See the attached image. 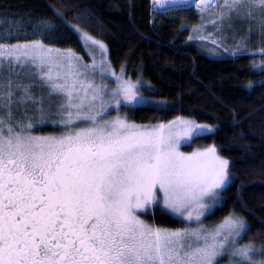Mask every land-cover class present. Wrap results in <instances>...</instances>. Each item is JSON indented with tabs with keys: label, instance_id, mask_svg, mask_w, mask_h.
I'll return each mask as SVG.
<instances>
[{
	"label": "snow or ice",
	"instance_id": "6c2138e0",
	"mask_svg": "<svg viewBox=\"0 0 264 264\" xmlns=\"http://www.w3.org/2000/svg\"><path fill=\"white\" fill-rule=\"evenodd\" d=\"M166 3L153 0L152 11ZM192 3L202 21L195 32L208 24L223 32L237 21L249 23L245 35L233 37L236 47L223 52H248L253 22L264 40V0H183L179 7ZM63 17L53 9L51 19L9 23L0 32V264H219L222 258L264 264V242L241 243L251 230L244 217L230 212L219 222L202 223L223 206L227 197L221 193L235 174L215 143L180 149L215 126L184 117L129 120L121 106L165 110L167 102L139 93L143 81L125 78L123 67L112 70L106 45ZM60 23L91 41L99 61L94 51L86 63L71 48L46 43ZM259 67L264 70V61ZM108 78L115 86L104 82ZM113 109L116 114L108 116ZM45 126L61 131H36ZM156 206L195 227L143 218Z\"/></svg>",
	"mask_w": 264,
	"mask_h": 264
},
{
	"label": "trees",
	"instance_id": "16d2710c",
	"mask_svg": "<svg viewBox=\"0 0 264 264\" xmlns=\"http://www.w3.org/2000/svg\"><path fill=\"white\" fill-rule=\"evenodd\" d=\"M0 9L33 18H52L53 9L64 13V21L102 41L114 69H124L132 79L144 80L154 97L167 102L130 108L128 116L138 123L167 122L177 116L214 125L184 146L187 151L210 143L231 161L234 181L221 195L222 207L208 215L219 222L230 212L246 219L251 230L241 243L264 242V83L262 72L253 69L256 56L213 58L199 51L181 28L191 16L165 17L152 11L149 0H0ZM60 47L81 51L80 40L70 28L59 24L53 39ZM248 81L256 82L251 89ZM49 129V128H48ZM243 185V187H239ZM247 206L241 207L239 201ZM144 218L167 227L182 222L160 206Z\"/></svg>",
	"mask_w": 264,
	"mask_h": 264
},
{
	"label": "rangeland",
	"instance_id": "374dc122",
	"mask_svg": "<svg viewBox=\"0 0 264 264\" xmlns=\"http://www.w3.org/2000/svg\"><path fill=\"white\" fill-rule=\"evenodd\" d=\"M149 2H150V6H151V11H152L153 0H149ZM182 2H183V0H177L176 6L170 7L171 0H168V3H166L165 5L156 6L157 10L155 12L152 11V18H154L155 14H157V15L159 14V15H162L165 17H180V16H186V15L188 17L191 15H194V16L196 15L194 17V20L191 19V20H188L187 22L183 23V25H184L183 29L185 28L188 30V35H187L188 39H189V36L192 37V39L196 42L197 47H198L200 52H202L203 54H205L207 56L213 57V58H222V57H236V56H239L241 54H250L252 51H255L256 52L255 55L251 54L253 56H256L254 59V62H256L257 67H253L254 68L253 70L256 72H260V73L262 72V75L258 78V81H260L261 77H264V70H261V68L259 67L260 62L264 61V55L259 54V50L262 47H264V40L261 39L260 30L257 27L256 22H253V24H252L254 31H253V34L251 36V39L246 42L248 52L242 51V52H238L236 55H232L231 51H229L227 53L223 52V48L231 49L233 47H236L237 40L233 39V37L235 36L237 39H239V37L245 35L247 30H248L249 23L247 21H243V22L237 21L232 28H225V30L223 32L216 31L213 25L208 24V25H205V30L203 32H195L193 26L202 23L201 13L197 10L195 3H192L190 7H179V4ZM212 10H213L212 7L208 8V12H211ZM0 19H2L4 21V23L0 24V32H3L5 30H7L9 23L14 24L18 21L21 25H30V23H34L36 20H38L40 18H33L29 15L9 13L5 10L0 9ZM27 30L31 31L30 26L27 28ZM72 31L74 33H76V36L80 40L81 51L78 52L74 48H71V47H61V48H71L76 54L80 55L83 58V61L86 63L90 62L92 60V55L90 54V52L94 51L97 54L96 59L99 61V59H100L99 50L94 45L91 44V41L86 40V39H81L77 32H75L74 30H72ZM209 33H212L213 35H211L206 40L201 39L202 36H208ZM53 34H54V32L51 33L52 37H53ZM91 37L96 39V40H99L93 36H91ZM26 38L27 39H33V38H39V37L29 36ZM213 40L218 41L219 44L222 45V47H218L217 45H214ZM45 42L56 45L55 43L50 42L49 40H46ZM212 48H216V52H212L211 51ZM110 67L112 70H114L117 73H120L122 70V68L114 69L111 65H110ZM124 73H125V71H124ZM96 78H97V82H100V76L98 73L96 74ZM125 78H130V77L127 76L125 73ZM132 80L135 81L137 79H132ZM142 81H143V84L140 87H138L136 90L139 93H141L143 96L147 97L150 101H161L160 99L154 97L152 94L148 93L151 90L150 86L144 80H142ZM104 82L108 83L110 85V87L115 86L114 78H108ZM130 108H133V107L121 106L120 107V113L121 114L126 113L127 118L129 120H132L128 116V111ZM115 114H116V111H115V109H113L112 111H110L108 113V116H113ZM177 117H183V116H177ZM105 118H107V117H105ZM184 118H186V117H184ZM136 123H138V122H136ZM36 131L37 132L50 133V132H59V131H61V129L59 127L54 128L52 126H45L42 128H37ZM190 142L182 144L180 150L183 152H191L192 150L187 151L184 149V146H186ZM207 216L208 215L203 217L202 223L208 224L211 222ZM177 219H179L182 222V225L179 227H173V228H181V227H185V226L195 227L194 224L185 225L182 218H177ZM219 264H227L226 258L220 259Z\"/></svg>",
	"mask_w": 264,
	"mask_h": 264
},
{
	"label": "flooded vegetation",
	"instance_id": "af4514ba",
	"mask_svg": "<svg viewBox=\"0 0 264 264\" xmlns=\"http://www.w3.org/2000/svg\"><path fill=\"white\" fill-rule=\"evenodd\" d=\"M151 209H152V208H150V209L148 210V213L150 212ZM143 218H144V217H143ZM151 222H154V221L152 220Z\"/></svg>",
	"mask_w": 264,
	"mask_h": 264
}]
</instances>
